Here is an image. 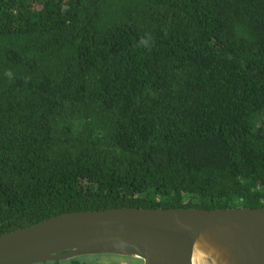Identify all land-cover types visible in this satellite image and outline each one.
Here are the masks:
<instances>
[{"label": "trees", "instance_id": "16d2710c", "mask_svg": "<svg viewBox=\"0 0 264 264\" xmlns=\"http://www.w3.org/2000/svg\"><path fill=\"white\" fill-rule=\"evenodd\" d=\"M262 206L264 0H0V235Z\"/></svg>", "mask_w": 264, "mask_h": 264}, {"label": "water", "instance_id": "95a60500", "mask_svg": "<svg viewBox=\"0 0 264 264\" xmlns=\"http://www.w3.org/2000/svg\"><path fill=\"white\" fill-rule=\"evenodd\" d=\"M88 255L143 264H264V206L74 211L0 235V264Z\"/></svg>", "mask_w": 264, "mask_h": 264}, {"label": "rangeland", "instance_id": "374dc122", "mask_svg": "<svg viewBox=\"0 0 264 264\" xmlns=\"http://www.w3.org/2000/svg\"><path fill=\"white\" fill-rule=\"evenodd\" d=\"M87 260L89 261V264H90L91 258H88ZM99 263L101 264H143L142 260L138 258H124V257H118L117 255L101 256L99 257ZM61 264H68V263L63 262Z\"/></svg>", "mask_w": 264, "mask_h": 264}, {"label": "flooded vegetation", "instance_id": "af4514ba", "mask_svg": "<svg viewBox=\"0 0 264 264\" xmlns=\"http://www.w3.org/2000/svg\"><path fill=\"white\" fill-rule=\"evenodd\" d=\"M101 256H106V255H88V256H81V258L88 264H89V261L87 260L88 258H91L90 264H101L99 263V257ZM111 256H115V255H111ZM118 257H124V256H118ZM124 258H131V257H124Z\"/></svg>", "mask_w": 264, "mask_h": 264}]
</instances>
